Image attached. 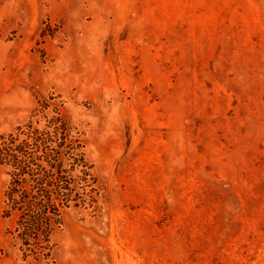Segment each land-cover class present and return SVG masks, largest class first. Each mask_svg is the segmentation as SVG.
<instances>
[{"label": "rangeland", "instance_id": "obj_1", "mask_svg": "<svg viewBox=\"0 0 264 264\" xmlns=\"http://www.w3.org/2000/svg\"><path fill=\"white\" fill-rule=\"evenodd\" d=\"M28 134L66 138L59 213L0 162V264H264V0H0V147Z\"/></svg>", "mask_w": 264, "mask_h": 264}, {"label": "trees", "instance_id": "obj_2", "mask_svg": "<svg viewBox=\"0 0 264 264\" xmlns=\"http://www.w3.org/2000/svg\"><path fill=\"white\" fill-rule=\"evenodd\" d=\"M31 137L34 136L28 134L26 138L19 140L18 137L11 135L8 140L3 141L0 147V162L11 168L12 178L7 191L8 203L11 208L21 211L36 208L39 216H33L32 222L34 224L46 222L48 225L50 216L59 213V202L52 197V192L47 188L46 181L49 178L56 179L65 169L64 144L66 138L60 137L61 143L57 147L44 148L40 154V148L35 146L42 138L37 136L35 140H32ZM42 155L47 164L37 162L42 160ZM34 165L43 172H41V178L33 180L39 185L41 196L33 194V187L21 190L25 184L31 186L29 175H33Z\"/></svg>", "mask_w": 264, "mask_h": 264}]
</instances>
